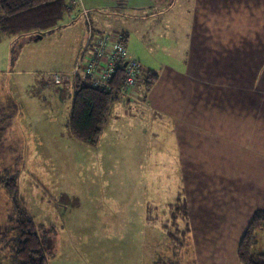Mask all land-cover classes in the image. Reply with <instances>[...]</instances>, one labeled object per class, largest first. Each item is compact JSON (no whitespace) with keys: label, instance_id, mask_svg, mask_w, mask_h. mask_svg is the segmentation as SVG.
<instances>
[{"label":"crops","instance_id":"0c3cea01","mask_svg":"<svg viewBox=\"0 0 264 264\" xmlns=\"http://www.w3.org/2000/svg\"><path fill=\"white\" fill-rule=\"evenodd\" d=\"M77 2L100 33L112 17L108 32L124 33L127 52L157 77L145 100L136 92L107 120L143 117L146 178L174 193L170 203L141 208L143 219L163 209L166 231L170 204L183 199L191 225L186 264H241L244 226L264 210V0ZM253 250L264 254V229Z\"/></svg>","mask_w":264,"mask_h":264},{"label":"rangeland","instance_id":"374dc122","mask_svg":"<svg viewBox=\"0 0 264 264\" xmlns=\"http://www.w3.org/2000/svg\"><path fill=\"white\" fill-rule=\"evenodd\" d=\"M105 20L103 31L110 33L114 19ZM86 35L87 22L77 15L66 16L41 38L0 36V179L6 172L18 173V197L42 227L46 247L54 255L49 264H157L170 260L174 244L180 248L175 252L179 264H186L191 242L188 238L185 245L181 236L186 227L181 203L170 204L166 225L180 236L178 241L161 227L163 209L152 212V221L143 219L141 208L170 203L174 194H168L161 178L152 187L146 178L145 156L139 152L143 117L108 121L98 148L79 142L65 126L73 95L70 75ZM54 73L63 75L60 85H54ZM121 101L133 99H120L113 107ZM252 153L263 154L257 148ZM133 156L137 162L131 161ZM153 168L160 169L158 162ZM131 204L137 207L136 216ZM12 211V200L0 186V228L8 224Z\"/></svg>","mask_w":264,"mask_h":264},{"label":"trees","instance_id":"16d2710c","mask_svg":"<svg viewBox=\"0 0 264 264\" xmlns=\"http://www.w3.org/2000/svg\"><path fill=\"white\" fill-rule=\"evenodd\" d=\"M78 11L80 9L77 0H0V36H42L54 30L66 16L79 15ZM121 74L122 70H119L118 79ZM156 78L154 74L144 73L139 82L143 87V90L139 89L142 100L146 99ZM115 85L117 87L119 81H116ZM72 88L71 108L65 126L73 138L94 147L103 134L113 105L121 98L117 93L91 87L86 81L79 79L73 80ZM18 178V173L12 171L6 172L0 179V186L13 203L8 224L0 228V264L5 260L9 261V264H49L54 255L46 247L42 227L35 224L23 200L18 197ZM176 202L181 203L185 213L182 219L186 220V227L181 236L186 245L188 238L190 240L187 206L183 199ZM172 218L175 221L178 215L174 213ZM263 229L264 210L256 211L249 219L239 242L237 257L241 264H264V254H256L253 250L257 241L256 235ZM166 235L172 237L174 242L180 237L170 229H166ZM179 249L175 244L170 245V260L165 262L164 258L157 264H173L176 255H172Z\"/></svg>","mask_w":264,"mask_h":264},{"label":"built area","instance_id":"2783aa9c","mask_svg":"<svg viewBox=\"0 0 264 264\" xmlns=\"http://www.w3.org/2000/svg\"><path fill=\"white\" fill-rule=\"evenodd\" d=\"M87 22L85 47L79 55L71 78L86 81L91 87L117 93L121 99H134L144 77L142 66L127 52L124 33L95 32L85 9L78 11ZM122 70L118 79V71ZM119 81L116 87L115 82ZM63 82L61 73L53 74L54 85Z\"/></svg>","mask_w":264,"mask_h":264},{"label":"water","instance_id":"95a60500","mask_svg":"<svg viewBox=\"0 0 264 264\" xmlns=\"http://www.w3.org/2000/svg\"><path fill=\"white\" fill-rule=\"evenodd\" d=\"M39 38H41V36L39 35Z\"/></svg>","mask_w":264,"mask_h":264}]
</instances>
